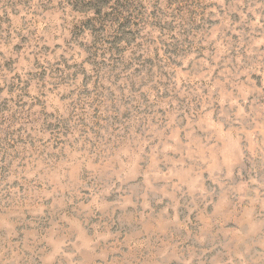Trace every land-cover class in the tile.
Returning a JSON list of instances; mask_svg holds the SVG:
<instances>
[{
  "label": "rangeland",
  "instance_id": "1",
  "mask_svg": "<svg viewBox=\"0 0 264 264\" xmlns=\"http://www.w3.org/2000/svg\"><path fill=\"white\" fill-rule=\"evenodd\" d=\"M0 264H264V0H0Z\"/></svg>",
  "mask_w": 264,
  "mask_h": 264
}]
</instances>
